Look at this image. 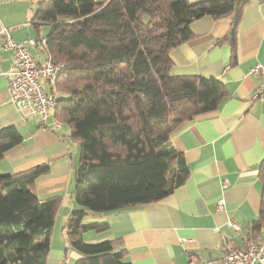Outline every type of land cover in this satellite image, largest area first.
Here are the masks:
<instances>
[{"label":"trees","instance_id":"1","mask_svg":"<svg viewBox=\"0 0 264 264\" xmlns=\"http://www.w3.org/2000/svg\"><path fill=\"white\" fill-rule=\"evenodd\" d=\"M245 0H41L32 21L51 27L48 56L63 67L51 91L59 94L54 115L80 144L67 235L81 255L76 264H131L119 241L87 243L89 213L135 208L161 201L187 180L190 170L174 150L175 130L216 112L228 96L219 78L173 75L170 52L195 37L194 21L234 14L219 42L236 50L237 23ZM40 37V36H37ZM42 38V37H41ZM52 83V82H51ZM50 83V85H51ZM23 137L16 125L0 128V160ZM261 217L264 225V159ZM50 171L41 164L0 174V264H47L62 195L41 198L36 180ZM262 226V228H261Z\"/></svg>","mask_w":264,"mask_h":264},{"label":"crops","instance_id":"2","mask_svg":"<svg viewBox=\"0 0 264 264\" xmlns=\"http://www.w3.org/2000/svg\"><path fill=\"white\" fill-rule=\"evenodd\" d=\"M40 1L0 0V128L16 125L23 137L22 143L0 160V174L50 164V171L35 183L41 198L63 196L47 264H76L81 255L71 246L67 226L71 213L80 209L72 195L80 144L71 138L70 126L57 121L54 111L45 130L37 119L25 118L7 93L12 60L3 48L1 31L8 28L16 41L45 38L51 27L37 28L32 21ZM233 20L234 14H229L194 21L195 37L170 52L173 75L219 78L228 92L216 112L185 123L171 136L172 147L189 167L187 180L161 201L89 213L85 223H107L109 227L100 233L85 232L87 243L119 241L118 248L126 250L131 264H205L223 255L228 245L243 248L245 240L253 236V224L261 217L258 167L264 159V102L249 103L258 85L250 69L264 64V0H245L237 23L234 58L228 43L217 44L229 33ZM31 53L41 62L48 58L39 46L31 47ZM54 122L60 126L54 127ZM223 180L228 181L225 190ZM220 199L225 202L223 209L218 208ZM229 221L238 230L228 226Z\"/></svg>","mask_w":264,"mask_h":264},{"label":"built area","instance_id":"3","mask_svg":"<svg viewBox=\"0 0 264 264\" xmlns=\"http://www.w3.org/2000/svg\"><path fill=\"white\" fill-rule=\"evenodd\" d=\"M3 48L11 53L12 66L7 73L8 99L25 118H34L47 130L50 114L57 106V99L47 91L62 69V64H56L50 56L41 62L31 53V47L39 46L46 51V40L41 37L14 40L8 28H3ZM250 74L258 80V85L249 98V103L264 102V64H256L250 69ZM59 127L58 122L53 123ZM222 189L228 187V181L223 180ZM224 200L220 199L218 208H224ZM228 226L238 230V226L228 222ZM189 243L190 240L184 241ZM205 264H264V225L257 238H247L244 247L235 249L230 245L225 247L224 254L210 259Z\"/></svg>","mask_w":264,"mask_h":264},{"label":"rangeland","instance_id":"4","mask_svg":"<svg viewBox=\"0 0 264 264\" xmlns=\"http://www.w3.org/2000/svg\"><path fill=\"white\" fill-rule=\"evenodd\" d=\"M57 96H59V94H57Z\"/></svg>","mask_w":264,"mask_h":264}]
</instances>
